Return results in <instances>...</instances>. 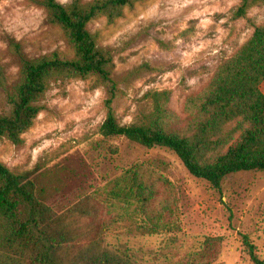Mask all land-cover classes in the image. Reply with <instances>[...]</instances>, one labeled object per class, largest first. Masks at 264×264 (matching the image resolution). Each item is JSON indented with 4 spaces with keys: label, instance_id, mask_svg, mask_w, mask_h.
<instances>
[{
    "label": "rangeland",
    "instance_id": "rangeland-1",
    "mask_svg": "<svg viewBox=\"0 0 264 264\" xmlns=\"http://www.w3.org/2000/svg\"><path fill=\"white\" fill-rule=\"evenodd\" d=\"M69 5L73 0H58ZM88 3L92 0H80ZM241 0H145L127 8L114 24L101 18L89 25L99 46L114 56L113 77L120 93L114 110L131 124L152 109L148 92L171 90V108L185 118L188 96L210 81L264 22V4L237 17ZM13 44H19L20 53ZM55 53L73 55L62 30L48 20L35 0H0V116L8 114L7 96L18 82L21 56L38 59ZM264 93V82L261 85ZM105 90L93 79L52 85L44 110L21 144L0 141V163L33 172L48 190L47 203L64 211L119 177L130 166L151 162L174 186L178 228L141 234L129 230L137 217L106 236L138 264H174L198 252L206 238L223 239L213 264H252L243 245L247 235L264 260V172L228 176L220 191L191 176L180 159L165 148L147 149L124 137L106 139ZM118 210V208H117ZM115 209L107 211L111 218Z\"/></svg>",
    "mask_w": 264,
    "mask_h": 264
},
{
    "label": "trees",
    "instance_id": "trees-1",
    "mask_svg": "<svg viewBox=\"0 0 264 264\" xmlns=\"http://www.w3.org/2000/svg\"><path fill=\"white\" fill-rule=\"evenodd\" d=\"M58 26L71 47L68 57L55 53L38 59L21 56L20 76L8 93V114L0 116V141L21 144L44 110L52 85L76 79H93L106 92V138L124 137L147 149L173 152L188 173L220 191L231 175L264 172V22L230 58L222 62L207 85L188 96L187 116L171 108L172 91L148 92L152 109L137 121L122 124L114 110L120 93L114 79L113 53L99 46L89 25L101 18L114 24L127 8L145 0H35ZM264 0H241L236 16ZM20 53L19 44H13ZM0 68V84H4ZM48 190L31 171L10 169L0 163V264H138L108 244L106 236L129 219L139 221L129 230L141 234L178 228L174 186L151 162L136 163L64 211L47 203ZM118 208V210H117ZM115 209L111 218L107 211ZM252 264H264L256 246L242 235ZM220 237L206 238L198 252L174 264H213L222 248Z\"/></svg>",
    "mask_w": 264,
    "mask_h": 264
}]
</instances>
